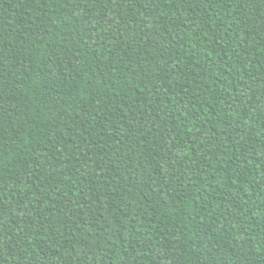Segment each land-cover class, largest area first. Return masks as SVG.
Segmentation results:
<instances>
[{
  "label": "trees",
  "instance_id": "1",
  "mask_svg": "<svg viewBox=\"0 0 264 264\" xmlns=\"http://www.w3.org/2000/svg\"><path fill=\"white\" fill-rule=\"evenodd\" d=\"M0 264H264V0H0Z\"/></svg>",
  "mask_w": 264,
  "mask_h": 264
}]
</instances>
